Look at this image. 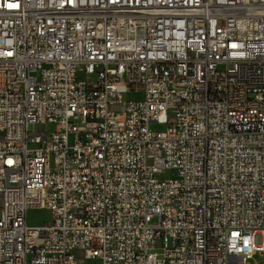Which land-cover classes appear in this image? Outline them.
Wrapping results in <instances>:
<instances>
[{
  "label": "built area",
  "instance_id": "1",
  "mask_svg": "<svg viewBox=\"0 0 264 264\" xmlns=\"http://www.w3.org/2000/svg\"><path fill=\"white\" fill-rule=\"evenodd\" d=\"M257 252L264 0H0V264Z\"/></svg>",
  "mask_w": 264,
  "mask_h": 264
},
{
  "label": "rangeland",
  "instance_id": "2",
  "mask_svg": "<svg viewBox=\"0 0 264 264\" xmlns=\"http://www.w3.org/2000/svg\"><path fill=\"white\" fill-rule=\"evenodd\" d=\"M137 95L132 94V93H124L123 94V101L121 103H117L113 105V107L116 110H124L126 106V99L129 97H135ZM166 124L164 123H157L153 122L150 124V128L152 131H164L166 129ZM51 218V213L47 209H35V210H30L28 214V221L30 224H43L47 221H49ZM155 221V219H154ZM263 261V256L261 252L255 253L249 260V264H261ZM85 264H101V261L98 258H90L86 260Z\"/></svg>",
  "mask_w": 264,
  "mask_h": 264
},
{
  "label": "snow or ice",
  "instance_id": "3",
  "mask_svg": "<svg viewBox=\"0 0 264 264\" xmlns=\"http://www.w3.org/2000/svg\"><path fill=\"white\" fill-rule=\"evenodd\" d=\"M9 7H16V5H14V4H10Z\"/></svg>",
  "mask_w": 264,
  "mask_h": 264
}]
</instances>
